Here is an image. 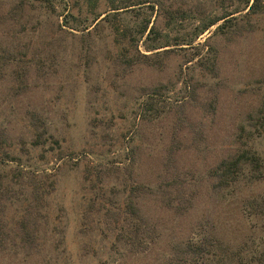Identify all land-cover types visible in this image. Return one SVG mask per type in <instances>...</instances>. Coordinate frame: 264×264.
Listing matches in <instances>:
<instances>
[{
	"label": "rangeland",
	"instance_id": "374dc122",
	"mask_svg": "<svg viewBox=\"0 0 264 264\" xmlns=\"http://www.w3.org/2000/svg\"><path fill=\"white\" fill-rule=\"evenodd\" d=\"M166 3L180 8L173 20L144 7L95 25L105 0H0V139L23 169L11 180L18 166L8 162L0 179V264H167L173 246L203 236L264 257V213L246 203L264 198V128L251 127L264 103V13L252 31L212 26L176 46L197 15L221 10L207 0ZM147 16L170 44L154 51L170 50L154 56L157 65L126 69L125 27ZM150 44L143 37L137 50L154 52ZM213 55L215 77L197 65ZM159 85L152 102L164 112L147 118V92ZM43 128L46 142L32 145ZM245 147L261 168L216 190L211 169ZM130 202L145 239L150 229L148 250L147 241L132 243L129 214H116Z\"/></svg>",
	"mask_w": 264,
	"mask_h": 264
},
{
	"label": "trees",
	"instance_id": "16d2710c",
	"mask_svg": "<svg viewBox=\"0 0 264 264\" xmlns=\"http://www.w3.org/2000/svg\"><path fill=\"white\" fill-rule=\"evenodd\" d=\"M168 0H105L108 10L107 14L97 19L101 16H96L94 21L98 22L107 21L110 17L116 16L121 12H137L136 15H140V10L144 7L150 10V14L158 13L159 11L165 13L167 12L169 20L175 18L174 13H178L180 8L170 9ZM237 0H207V2L212 3L217 9L221 10L220 14L211 15L210 13H205L204 11L197 15L195 19L198 20V24L194 27V32L191 34L188 40H181V43H175L176 46L188 45L190 46L200 35L205 31L209 30L212 26H215L214 32L220 34H226L232 32L235 34H243L244 30L252 31L254 29L251 19L255 15H260L264 13V0H242L240 1L241 7L234 6ZM233 6L232 9H229ZM169 8V9H168ZM110 11V12H109ZM238 13L237 15H235ZM152 16L143 17L140 21L135 22L134 25L125 27L128 34L127 42L123 45V52L119 54V57H123V66L126 69H131L136 64H147V65H157L158 62L154 60V56L159 55L160 52L167 54L170 49H163L161 51H154L169 46L168 41H165L167 38L166 35H162L161 31L157 28L154 22L151 20ZM241 32V33H240ZM143 37L146 40H151V44L147 45V51H154L149 54L143 53L137 50V42ZM118 39V38H117ZM116 39V40H117ZM134 46L137 50L135 54L130 55V50ZM129 47H131L129 49ZM191 61L188 60V62ZM197 65L199 68L206 74L215 77L218 73L217 64L215 56H209L203 59L197 60ZM163 85L156 86L150 89V92H147V101L144 102L143 113L147 114V118L158 117L160 114H163L162 111L157 105L153 104V96L157 95L158 92L163 88ZM214 110V109H212ZM257 113L260 115L258 119H252L251 127L252 129H257L259 127L264 128V103L261 108L257 110ZM44 132L46 129L43 128L42 132L38 133L36 138L32 140V145L38 146L46 142V139L43 138ZM0 179L8 178L9 174L4 170V166L8 162H16L17 168L10 173L11 180L18 181L22 176L23 169L19 165L20 159L14 156H9L8 153L3 148L4 140L0 139ZM246 146L248 144H245ZM175 150L172 148L168 152V160L171 162L173 159V153ZM256 171L261 168L260 157L252 149L241 148L234 154H230L227 157L221 159L212 169L211 174L215 178V188L218 191L221 190H231L238 183L239 179L243 178L244 171L246 170ZM254 177H257L256 175ZM256 180L257 178H253ZM174 185V186H173ZM173 191L181 192L179 182L176 178L173 179V183L170 184ZM136 194L139 192V187L135 189ZM137 196V195H135ZM247 205L254 210L250 214L255 213H264V198L259 199L258 201L254 198L247 199ZM124 209L119 211L116 214L126 215L129 214L130 218L128 220L129 228L128 233L133 235L134 241L132 242L136 246L143 244V241H147V250L150 248V242L152 238L148 237L149 227L147 226V239L146 235L142 234L143 231V217L139 213V209L133 203H127ZM180 206V205H179ZM185 208V206H184ZM183 210V209H182ZM251 210V211H252ZM115 218L114 222L120 221L123 222L125 218ZM116 239L124 242V228L120 227ZM142 234V235H141ZM143 236V237H141ZM120 242V241H119ZM144 250V249H143ZM241 249L234 250L225 244L222 240L216 237H207L203 236L201 239H188L185 242L181 241L173 246L170 253L167 264H264V257L260 253H256L254 250H251L250 256L245 258L241 254Z\"/></svg>",
	"mask_w": 264,
	"mask_h": 264
}]
</instances>
